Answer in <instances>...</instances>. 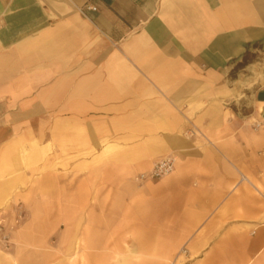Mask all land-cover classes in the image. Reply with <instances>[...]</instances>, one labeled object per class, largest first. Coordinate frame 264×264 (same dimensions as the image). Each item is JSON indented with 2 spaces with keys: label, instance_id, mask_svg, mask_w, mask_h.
<instances>
[{
  "label": "crops",
  "instance_id": "0c3cea01",
  "mask_svg": "<svg viewBox=\"0 0 264 264\" xmlns=\"http://www.w3.org/2000/svg\"><path fill=\"white\" fill-rule=\"evenodd\" d=\"M260 41L264 0H0V214L28 201L31 218L17 241L50 217V264H167L183 245L264 264V76L231 77ZM168 155L170 174L138 181Z\"/></svg>",
  "mask_w": 264,
  "mask_h": 264
},
{
  "label": "rangeland",
  "instance_id": "374dc122",
  "mask_svg": "<svg viewBox=\"0 0 264 264\" xmlns=\"http://www.w3.org/2000/svg\"><path fill=\"white\" fill-rule=\"evenodd\" d=\"M256 67L258 68L256 69ZM254 72L264 76V44L255 47L252 46L245 58L242 59V62L236 64L231 77L235 80H238L239 77L249 78L250 76H254ZM43 156L44 163H48V161H50V153L47 155L44 154ZM44 171H46L45 168H40L34 171V176H36V174L40 175L44 173ZM49 171L50 170H47L48 174ZM25 174L29 176L31 171L24 170V175ZM28 205V201L16 203V206L9 202L5 208L6 210L0 214V255L2 258L5 257L4 261L6 264H11L12 262L14 264L16 257L19 258V261L17 260L19 262L18 264H50V217H46L44 222L43 219H39V222L41 221V226L48 223L46 231L43 229L44 232L42 233L38 230L35 234L30 233L31 237L34 239L33 243L35 242V247L32 248L26 244L27 241L31 240L29 234H22L25 243L17 241L18 233L24 230L31 220L28 214L29 210H27V208H29ZM35 229L38 228H34L33 230ZM51 244L52 246L54 245L53 242ZM186 248L187 246L183 245L178 249L167 264H196Z\"/></svg>",
  "mask_w": 264,
  "mask_h": 264
},
{
  "label": "built area",
  "instance_id": "2783aa9c",
  "mask_svg": "<svg viewBox=\"0 0 264 264\" xmlns=\"http://www.w3.org/2000/svg\"><path fill=\"white\" fill-rule=\"evenodd\" d=\"M95 7L90 6L88 4H83L79 7V11L81 14L85 15L86 10H94ZM174 169V157L171 155L165 156L158 161H156L152 167L143 173H140L137 176L138 180H146V179H159L168 174H170Z\"/></svg>",
  "mask_w": 264,
  "mask_h": 264
},
{
  "label": "trees",
  "instance_id": "16d2710c",
  "mask_svg": "<svg viewBox=\"0 0 264 264\" xmlns=\"http://www.w3.org/2000/svg\"><path fill=\"white\" fill-rule=\"evenodd\" d=\"M262 44H264V41H260V42L254 43L253 44V47L258 46V45L261 46ZM248 52H249V49L246 51V53L244 54V56L242 57V59L245 58V56L247 55ZM240 62H242V60Z\"/></svg>",
  "mask_w": 264,
  "mask_h": 264
}]
</instances>
